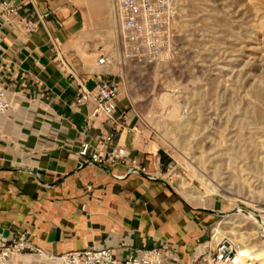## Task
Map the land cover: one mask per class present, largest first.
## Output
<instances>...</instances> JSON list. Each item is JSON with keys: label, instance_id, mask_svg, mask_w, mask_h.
I'll list each match as a JSON object with an SVG mask.
<instances>
[{"label": "crops", "instance_id": "obj_1", "mask_svg": "<svg viewBox=\"0 0 264 264\" xmlns=\"http://www.w3.org/2000/svg\"><path fill=\"white\" fill-rule=\"evenodd\" d=\"M35 1L46 15L35 33L13 30L0 10V84L14 99L0 115V240L26 232L45 252L19 255L18 264H61L58 256L68 251L102 246L124 257L163 239L175 244V264H201L194 243L201 229L191 227L171 196L146 191V177L127 174L123 165L81 164L83 141L106 150L123 145L144 162L150 156L121 95L112 119L93 117V100L75 102L81 78L89 89L96 76L115 79L86 66L75 49L81 8L75 0ZM29 255L47 259L33 263Z\"/></svg>", "mask_w": 264, "mask_h": 264}, {"label": "rangeland", "instance_id": "obj_2", "mask_svg": "<svg viewBox=\"0 0 264 264\" xmlns=\"http://www.w3.org/2000/svg\"><path fill=\"white\" fill-rule=\"evenodd\" d=\"M176 1L175 36L170 51L161 54L158 60L141 61L126 57V62H122L123 56H126L125 47L121 42L117 45L114 38L106 35L107 28L102 19H99L100 24L97 22L94 28H89L90 13L85 0H75L84 17L79 37L81 45H75V49L85 65L94 67L96 71H100L97 60L101 54L109 53L112 56V64L103 71L111 73V77L121 83V97L139 122L135 129L137 142L150 156L145 162L142 160L149 176L154 177L149 179L144 175L145 190L166 193L177 202L191 227L201 229V234L194 240L199 250V260L204 264H212L214 248L223 239L231 241L237 249L244 244L255 246L261 240L259 226L264 224V192L262 194L260 190L264 188V167L257 161L228 163L221 158L222 150L224 152L228 148L226 142L236 139L237 135L235 132L226 134L222 128L225 124L220 122L219 125V121H224L228 113L232 121L237 119L243 124L244 133L252 137L253 141L257 144L264 142V77L261 76V79L259 76L261 87L257 85V80H250V83L244 85L240 82L235 84V92L232 99H228L229 103L221 97V66L225 54L223 35H227L233 53L237 49V41L245 33L244 25L252 23L248 0ZM241 19H244L245 24ZM210 21H213L215 30L207 33L204 28ZM88 29L91 31L85 34ZM95 32L99 34L96 36ZM84 47L91 54L87 59L83 55ZM257 53L264 55L263 48L258 49ZM165 95L167 99H164ZM256 95L259 96L258 100ZM248 99H254L253 102L257 104L254 107L248 105ZM238 102H242V105ZM234 104L240 106L235 107ZM174 105L179 106L181 116L170 115ZM243 105L246 107L243 108ZM237 108L241 109L240 112ZM205 125L204 137L208 142L204 143L199 142V134H195L193 128H203ZM187 126L190 127L186 130ZM183 181L198 189L201 195L191 196L186 193L181 186ZM207 183L223 191L213 192ZM163 201L166 202L165 199ZM220 210L229 213L225 215ZM218 223L223 235L217 242L214 226ZM154 246L157 245L151 247ZM158 246L172 250L173 253L176 250L175 244L167 239L161 240ZM29 258L33 263L47 259L33 255H29ZM61 264L64 263L61 261Z\"/></svg>", "mask_w": 264, "mask_h": 264}, {"label": "built area", "instance_id": "obj_3", "mask_svg": "<svg viewBox=\"0 0 264 264\" xmlns=\"http://www.w3.org/2000/svg\"><path fill=\"white\" fill-rule=\"evenodd\" d=\"M117 1L125 54L141 61H154L158 60L162 53L170 51L175 36L176 0ZM25 3L29 4L28 14L21 11ZM0 10L5 16L6 23L15 31L35 33L41 26L46 25V15L39 10L35 0H0ZM112 62V56L103 53L97 60V66L103 70ZM85 81V78L78 81L79 88L75 101L77 106H83L93 100L95 107L91 115L112 119L118 108L121 83L116 79L96 76L94 88L89 89ZM13 107L14 99L0 84V115L6 114ZM78 155L83 165L94 164L104 169L123 165L127 174L147 175L149 179H154L149 176L142 158L123 145L106 150L98 144L83 141ZM24 253L41 256L45 252L29 239L26 232L11 240H0V264H18L19 255ZM236 253L234 244L223 239L214 248L211 263L230 264ZM58 257L63 259L64 264H175L173 251L158 245L136 249L124 257H119L111 246L72 250Z\"/></svg>", "mask_w": 264, "mask_h": 264}, {"label": "bare ground", "instance_id": "obj_4", "mask_svg": "<svg viewBox=\"0 0 264 264\" xmlns=\"http://www.w3.org/2000/svg\"><path fill=\"white\" fill-rule=\"evenodd\" d=\"M85 1H86V4L88 5L89 13H90L89 14V19H88V25L90 26L89 28L90 29H91V27L94 28V26L97 24V22L99 23V21H100L99 19H102V21H103L102 23H105L106 28H107L106 31H105L106 35L108 37H110V38H114L115 41L117 42V45H119L118 43H120V42L122 43V45H124L125 42H124L123 36L121 34L120 27H119L120 13H119V10H118V3H117L118 1L117 0H85ZM248 2L250 4V8H251L250 11L252 12V13H250L251 17H253L252 20H251L252 23L245 24V22L243 21L244 19L243 20L241 19L244 22V24H245L244 25L245 27H244V30H243L245 33L241 35L240 41L239 42L237 41V43H236L237 49L234 50L235 52L233 51V53H231L232 49L230 50V45H229V42H228L229 39L226 37L227 36L226 34L223 35L224 40H225L224 41V46H223L225 54H224V57H223V65L221 66L222 77L223 78H222V82H221V93H222V95L221 94L220 95H221L222 99L224 100V102H227V103H229L228 99H230L232 97V95H234L235 89L233 88V86L235 84H238L240 82V84L244 85L246 82L250 83L249 82L250 80H255V81L257 80V83H258V80H259V83L260 82L262 83L261 76L264 77V55H262V54L258 55V53H257V50L260 49V48H263V51H264V0H248ZM234 13H236V12H234ZM247 23H248V21H247ZM90 29H88V31H86L85 34L89 33ZM204 29H205V31H207V33H209V32L212 33L215 30L213 21L212 22L210 21V23H208L207 27L204 28ZM196 32H198V31L196 30ZM98 34H99L98 32H95L96 36ZM83 53H85L87 55V57L91 56V54H88L86 52V47L83 48ZM259 53H261V51ZM120 54H122V53H120ZM124 55H126V56H123V58H122L123 60L121 59L122 62H124L126 60V57L130 58L127 54H124ZM92 59H94V58H92ZM127 62H128V60H127ZM255 72H258V74H255ZM259 76H260L261 79H259ZM259 83L257 85H259V87H261L260 86L261 83L260 84ZM263 84H264V82H263ZM241 87H242V85H241ZM244 88H245V86H244ZM247 93H249V92H247ZM194 97H195V95H194ZM194 97H192V98H194ZM245 97L246 96H243V98H245ZM258 97L259 96L256 95L257 100H258ZM260 98H259V100H260ZM164 99H167L166 95L164 96ZM253 100L250 99L248 101V105L251 104V106L254 107L257 103L253 102ZM262 100H264V97H263ZM236 102L237 101H235L234 103H236ZM238 103H240V102H238ZM237 105H239V104H234L233 106H235V107H239L240 106V105L239 106H237ZM251 106H249V107H251ZM244 107H246V106L243 105V108ZM237 109L239 110L240 108H237ZM240 110H239V112H240ZM251 110H252V108H251ZM179 111H180L179 110V106L178 105H174L173 109L170 112L171 114L170 113L169 114L172 115V116L174 115L175 117L178 116V115L181 116ZM223 115H225V113H223ZM181 118L185 119L183 116ZM198 118H197V120H198ZM243 119H244V117H243ZM251 120H252V118H251ZM176 122H179V121H176ZM220 122L225 124V126H222V128L224 127V131H225L226 134H229L231 132H235L236 135H237L236 139L229 140L228 142H226L227 145H228V148H225L224 152L222 150L221 158L222 159H226L228 161V163L229 162H231V163L232 162H240V161H243V162L257 161L264 167V155H263L264 154V142L263 141L260 142V143L258 142V144H257L255 141H253L252 137L248 136L247 133H244L245 128H244L243 124L241 125V122L239 120H237V119L232 121L231 117H230V115H228V113L225 115L224 121L223 120L221 121V119H220L219 125H220ZM208 124H210V123L208 122ZM183 125H185V124H183ZM189 125H190V123H189ZM260 125H261V123H260ZM210 126H211V124H210ZM261 126H263V125H261ZM177 127H178V124H177ZM189 127L187 126L185 129L187 130V128H189ZM206 127H207V125H205L203 128H201V127L193 128L194 133L195 134L196 133L199 134V142L200 141L204 142V143L208 142L206 137H204L205 136ZM249 127H251V126H249ZM256 127H257V125H256ZM252 128H254V127L252 126ZM257 128H259V127H257ZM198 129H200L202 131V133ZM247 132L250 133L251 131H247ZM195 134H193V135H195ZM253 136H255V135H253ZM210 137H211V135H210ZM190 139H191V137H190ZM210 146H211V144H210ZM200 147H201V145H200ZM212 147H213V145H212ZM202 150L203 149H200V151H202ZM218 155H220V154H218ZM243 179H245V178H243ZM243 179H241V180H243ZM207 184H208V186L211 188V190L213 192H219V191L222 192L223 191L222 189H220L218 186H216L214 184H210V183H207ZM181 186H182V189L186 193L191 195V196H200L201 195V193L199 192L198 189L191 187L185 181L182 182ZM205 187H206V185H205ZM262 192H264V188H263V190H260V193H262ZM257 193H259V192H257ZM233 209H237V207H234ZM220 213H225V215H226V214L229 213V211L226 212L224 210H220ZM228 218H230V217H228ZM259 227H260V231H261V234L259 235V237L261 238L260 242L257 245L254 244L255 246L244 244L241 247H239L238 249L236 248V250H237L236 256H235V258L232 260V262L230 264H264V224H260ZM214 231H215V238H216V240L218 242V240H220L221 236L223 235V231H222L219 223L214 226ZM229 243H232V242L229 241Z\"/></svg>", "mask_w": 264, "mask_h": 264}]
</instances>
